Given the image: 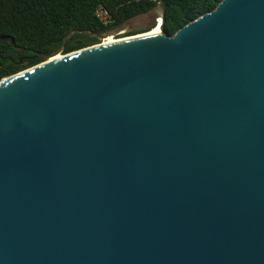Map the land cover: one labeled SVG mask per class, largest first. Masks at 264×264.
<instances>
[{"label":"water","instance_id":"obj_1","mask_svg":"<svg viewBox=\"0 0 264 264\" xmlns=\"http://www.w3.org/2000/svg\"><path fill=\"white\" fill-rule=\"evenodd\" d=\"M165 11L0 80V264H264V0Z\"/></svg>","mask_w":264,"mask_h":264},{"label":"trees","instance_id":"obj_2","mask_svg":"<svg viewBox=\"0 0 264 264\" xmlns=\"http://www.w3.org/2000/svg\"><path fill=\"white\" fill-rule=\"evenodd\" d=\"M159 0H0V80L42 62L57 52L66 34L73 30L103 33L123 20L145 12ZM221 0H165L163 32L174 33L199 16L212 11ZM102 7L109 16L103 24L95 11ZM5 37V38H2ZM13 38L15 50L9 42ZM100 41L75 34L62 54L77 51Z\"/></svg>","mask_w":264,"mask_h":264},{"label":"bare ground","instance_id":"obj_3","mask_svg":"<svg viewBox=\"0 0 264 264\" xmlns=\"http://www.w3.org/2000/svg\"><path fill=\"white\" fill-rule=\"evenodd\" d=\"M156 33H159V28H158V26L154 27V28H153L152 30H150L149 32H146V33H143V34H139V35H137V36H133V37H131V38L146 37V36H150V35H153V34H156ZM116 41H118V40H114L112 37H110V38H107V39L103 40V42H102L100 45L111 44V43H114V42H116ZM57 58H59V56H56V57L50 59V61H51V60H55V59H57Z\"/></svg>","mask_w":264,"mask_h":264},{"label":"built area","instance_id":"obj_4","mask_svg":"<svg viewBox=\"0 0 264 264\" xmlns=\"http://www.w3.org/2000/svg\"><path fill=\"white\" fill-rule=\"evenodd\" d=\"M95 14L103 24H106L109 22V16L107 15L106 11L102 7H98L95 11ZM156 26L159 27V23H157Z\"/></svg>","mask_w":264,"mask_h":264},{"label":"flooded vegetation","instance_id":"obj_5","mask_svg":"<svg viewBox=\"0 0 264 264\" xmlns=\"http://www.w3.org/2000/svg\"><path fill=\"white\" fill-rule=\"evenodd\" d=\"M143 30H135V31H125L121 34H119L118 36L120 38H124V37H128V36H132V35H135L137 33H141Z\"/></svg>","mask_w":264,"mask_h":264},{"label":"rangeland","instance_id":"obj_6","mask_svg":"<svg viewBox=\"0 0 264 264\" xmlns=\"http://www.w3.org/2000/svg\"><path fill=\"white\" fill-rule=\"evenodd\" d=\"M114 40H117V39H119L120 37L117 35V36H114V37H112ZM124 38H126V37H124ZM103 41H100L98 44H100V43H102Z\"/></svg>","mask_w":264,"mask_h":264}]
</instances>
